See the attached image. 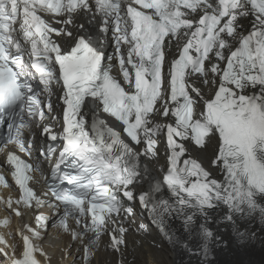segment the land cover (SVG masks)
<instances>
[{"label":"snow or ice","instance_id":"1","mask_svg":"<svg viewBox=\"0 0 264 264\" xmlns=\"http://www.w3.org/2000/svg\"><path fill=\"white\" fill-rule=\"evenodd\" d=\"M254 220L264 0H0V264H127L153 227L211 264Z\"/></svg>","mask_w":264,"mask_h":264},{"label":"bare ground","instance_id":"2","mask_svg":"<svg viewBox=\"0 0 264 264\" xmlns=\"http://www.w3.org/2000/svg\"><path fill=\"white\" fill-rule=\"evenodd\" d=\"M213 231L220 235L227 242L226 247L214 248L213 255L216 257L211 264H264V227L257 221H252L250 232H254L255 238L248 239L240 243L232 234L231 228L226 232H221L213 223ZM241 229L248 226L240 225ZM150 242L155 240L154 236H149ZM145 239L135 238L129 240L127 255L130 264H188L189 257L179 247H172L163 242H157L160 248L151 247L150 244L144 243ZM58 252L56 253L57 256ZM55 256V261L57 257ZM103 258V256L101 257ZM109 259V258H105ZM191 264H198L193 258Z\"/></svg>","mask_w":264,"mask_h":264}]
</instances>
